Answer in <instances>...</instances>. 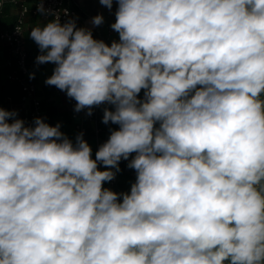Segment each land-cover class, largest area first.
I'll list each match as a JSON object with an SVG mask.
<instances>
[{
	"label": "clouds",
	"instance_id": "clouds-1",
	"mask_svg": "<svg viewBox=\"0 0 264 264\" xmlns=\"http://www.w3.org/2000/svg\"><path fill=\"white\" fill-rule=\"evenodd\" d=\"M99 2L110 44L59 13L29 35L45 83L118 127L93 158L0 107V264H264V0Z\"/></svg>",
	"mask_w": 264,
	"mask_h": 264
},
{
	"label": "built area",
	"instance_id": "built-area-1",
	"mask_svg": "<svg viewBox=\"0 0 264 264\" xmlns=\"http://www.w3.org/2000/svg\"><path fill=\"white\" fill-rule=\"evenodd\" d=\"M7 1L11 3L12 6L16 7V17L14 24H12L9 29L0 31V39L11 49L12 57L8 60V64L12 66V70L8 73L7 77L11 82H16L20 87V94L18 96L20 113L17 104L10 95L7 96L10 105L7 110L16 111L18 113V118L23 119L26 126L32 125L35 118H42L46 123H49L42 99L38 95L37 85L30 78L31 73L28 64V50L26 47L27 40H25L27 17L32 13L43 20L50 21L54 18V13H59L61 23L69 19H75L77 27H85V19H83L79 10L75 8L72 0H42L45 9L43 13L38 11V4L41 0H0V13ZM65 10H67V13H65ZM94 31H96L97 36L99 31L95 28ZM93 36L97 39L94 34ZM75 104L76 101L69 98L67 105L72 127L77 133H83V138H86L91 131L97 141L98 149L101 141L102 125L100 113L103 105L94 107L92 109V115H87V109L76 112ZM118 183L119 173L116 174L111 182H106L104 187L119 193Z\"/></svg>",
	"mask_w": 264,
	"mask_h": 264
},
{
	"label": "crops",
	"instance_id": "crops-1",
	"mask_svg": "<svg viewBox=\"0 0 264 264\" xmlns=\"http://www.w3.org/2000/svg\"><path fill=\"white\" fill-rule=\"evenodd\" d=\"M73 5L76 9L79 10L80 14L82 15L83 19H85V27H88L86 23V16L84 13L81 12V9L78 8L76 5L75 0H72ZM6 5V4H5ZM5 8V7H4ZM3 8V10H4ZM14 12V17L11 21L8 22L10 19H6L8 14H4L3 16L0 15V31L4 29H9L12 24H14L15 17H16V7H12ZM5 16V18H3ZM49 20H43L36 14L30 13L27 17L26 21V29H25V40L26 47L28 50V64L31 73V79L36 83L38 88V95L42 99V103L44 109L48 115V124L55 126L56 124L61 125V131L65 133L70 139L75 141V137L78 134L77 131L74 130L72 127L71 118L68 111V100L66 93L57 89L55 86H49L45 83V80L51 76L53 68L55 65L48 63V64H40L36 63V57L40 54V50L38 45L30 38V31L31 28L37 25H44ZM91 28V27H89ZM93 28V27H92ZM12 57L10 47L0 39V107L7 110L9 105V101L7 100V96H12L14 102L18 103V96L20 94V87L16 82H11L8 79V73L12 70V66L8 64V60ZM140 98H143V90L140 93ZM105 107L111 108L110 105H103L101 108L100 118H101V141L100 145L104 143L109 135L110 129H116L118 126L114 124H107L105 125L102 122L103 117V110ZM20 108L18 109V111ZM20 113V111H19ZM92 148L93 158H95V152L97 149V141L95 140L94 136L92 135L91 131L88 133L86 138H84ZM135 155V154H133ZM131 159V157L129 158ZM128 161L122 160L120 162V169L119 172V183H118V190L121 192H128L130 191L131 184L135 182L136 173L135 170L130 169L127 167ZM101 170H104L103 166L101 165Z\"/></svg>",
	"mask_w": 264,
	"mask_h": 264
},
{
	"label": "rangeland",
	"instance_id": "rangeland-1",
	"mask_svg": "<svg viewBox=\"0 0 264 264\" xmlns=\"http://www.w3.org/2000/svg\"><path fill=\"white\" fill-rule=\"evenodd\" d=\"M75 2L78 8L81 9V12L86 16V23L88 27H91L92 33L96 36L94 28L99 31L96 36L97 39L103 40L108 44L113 40H118V33L111 28V24L115 22V11L117 8L115 2L111 10L101 5L99 0H75ZM12 7L11 3L7 1L4 10L0 13L2 16L8 14V17H6V19H10L8 22L15 16ZM98 14L103 15L104 22L99 26H94L92 24V19ZM3 18H5V16Z\"/></svg>",
	"mask_w": 264,
	"mask_h": 264
},
{
	"label": "trees",
	"instance_id": "trees-1",
	"mask_svg": "<svg viewBox=\"0 0 264 264\" xmlns=\"http://www.w3.org/2000/svg\"><path fill=\"white\" fill-rule=\"evenodd\" d=\"M5 7V6H4Z\"/></svg>",
	"mask_w": 264,
	"mask_h": 264
}]
</instances>
